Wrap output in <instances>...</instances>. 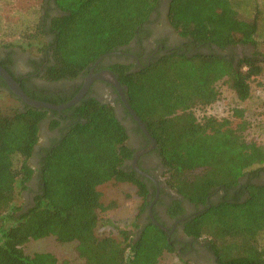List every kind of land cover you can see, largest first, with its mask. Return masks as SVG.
Instances as JSON below:
<instances>
[{
	"label": "trees",
	"instance_id": "trees-1",
	"mask_svg": "<svg viewBox=\"0 0 264 264\" xmlns=\"http://www.w3.org/2000/svg\"><path fill=\"white\" fill-rule=\"evenodd\" d=\"M53 2L60 15L50 22L52 65L44 77L50 82L73 80L100 57L129 45L144 32L161 0ZM247 6L245 0H170L167 19L181 37L197 45L220 50L256 47L258 39L264 41V24L258 8L252 16L239 12ZM41 34L38 28L23 40H32L27 42L31 45ZM235 56L172 53L142 69L130 71L116 64L111 70L128 105L155 141L165 186L181 199L204 207L184 223V234L204 241L218 264H264L259 242L264 235V186L250 183L264 171V149L245 140L248 122L242 110H232L238 119L235 126L228 119L198 120L194 114L220 99L216 83L223 79L240 102L249 99L251 81L264 72V54L238 61ZM47 112L26 107L0 113V264H66L58 263L51 253L29 256L22 250L27 242L47 237L62 244L75 242L83 264H158L164 254L174 253L167 234L151 220L138 227L134 239L121 230L118 239L97 234L100 212L107 209L99 186L108 182L134 186L141 199L139 215L149 205L142 178L124 166L133 151L110 103L89 98L61 112L69 122L40 157L39 191L32 206L15 207L18 191L28 189L33 173L29 160ZM58 124L53 119L50 128ZM137 131L141 133L138 126ZM244 176L249 179L240 186ZM215 188L226 195L209 206L206 199ZM235 188L239 192L230 197L228 191ZM183 213L181 201H172L168 214Z\"/></svg>",
	"mask_w": 264,
	"mask_h": 264
},
{
	"label": "flooded vegetation",
	"instance_id": "flooded-vegetation-1",
	"mask_svg": "<svg viewBox=\"0 0 264 264\" xmlns=\"http://www.w3.org/2000/svg\"><path fill=\"white\" fill-rule=\"evenodd\" d=\"M169 1L170 0H161L157 10L144 25V32L140 33L129 45L120 48L116 52L100 57L73 80L50 82L44 78L47 67L52 65L51 56L54 36L50 31V22L53 17L59 16L60 12L56 8L53 0H44L41 10L42 19L40 22L42 34L40 39L35 42L40 44L34 49L33 53H31L29 49L22 50L18 46H0V66L11 76L13 81L19 85L24 95L31 100L62 105L85 90L79 103L89 98L95 99L100 103H110L114 107L116 117L118 119L119 116L124 117L122 124L128 135L126 145L133 151L132 159L127 160L124 166L130 167L135 172L133 162L136 159L135 166L137 169L147 175L143 176L135 172L137 176L142 178L149 194L147 199L149 205L145 208L143 213H141L139 222L142 224L140 227L142 228L146 225L148 220L152 221L149 213L151 212L153 218L166 228L165 233L170 243H173L171 240L172 235H178L174 247L178 255H181L182 258H184V256L187 258L194 255L197 260L201 259L204 261L211 255V264H218L214 253L206 247L204 241L187 237L183 231L184 223L200 215L204 211V207L202 205L191 204L181 199L177 194L170 191L165 186L162 178L164 168L155 151V146L147 152H142L150 146V141L142 132L140 133L137 131L138 125L136 122L129 115H125V108L116 89L109 83L98 78L100 74L107 77L104 73H112L117 80L115 74L111 70L112 66L116 64L125 65L129 67L130 71H133L137 67L142 69L144 66H149L157 59L172 53L187 56L196 54H217L227 57L235 54L236 61L243 59L245 56H249L242 54L241 49L245 51L247 49H252L251 45H235L220 50L214 45H197L190 39L181 37L168 22L167 10ZM31 47L32 46H29V48ZM121 89L123 91L122 86ZM2 99L14 103V108L16 110H24L28 107L11 92L0 78V101H2ZM47 111L46 118L39 124L38 141L34 147L33 155L30 160L39 161L40 157L44 156V154H42L43 151L49 149L51 145L60 138L68 125L69 119L67 118L69 116L65 117V115H62V111ZM55 112L56 115L53 114ZM53 119L58 120L59 124L56 128L51 129L50 121ZM47 125L50 131L45 129ZM37 170L38 167L36 171H34L33 180L37 177ZM248 179L247 176L241 178L239 180L240 186L245 185ZM250 183L264 186V171L260 172L258 176L250 178ZM238 190L240 189H232L228 191V195L233 197ZM225 195L226 193H223L221 188H215L211 190L206 202L210 206V203H218ZM174 200L181 201V205L184 209L183 215L171 217L168 214V207ZM198 248H202V251L197 253L195 249ZM195 258L193 259L194 261Z\"/></svg>",
	"mask_w": 264,
	"mask_h": 264
},
{
	"label": "rangeland",
	"instance_id": "rangeland-1",
	"mask_svg": "<svg viewBox=\"0 0 264 264\" xmlns=\"http://www.w3.org/2000/svg\"><path fill=\"white\" fill-rule=\"evenodd\" d=\"M248 3L246 10L239 12L252 16L254 9L260 10V19L264 24V0H245ZM43 8V0H0V46H18L22 50L29 49L31 53L40 44L32 42L29 45L24 41L27 35L33 34L40 28L42 19L41 10ZM250 10V11H249ZM253 10V11H252ZM246 11V12H245ZM10 44V45H9ZM29 46H32L29 48ZM242 54L249 56L264 54V41L258 39L256 47L252 49L242 50ZM216 87L220 92V99L205 110H196L194 112L196 118L214 117L216 119H228L232 126L238 123V119L232 116L233 109L243 111V117L248 122V128L244 132V138L247 142L255 141L264 149V72L254 78L250 83V97L244 102H240L232 91L228 88L225 80H220L216 83ZM14 103L9 100L2 99L0 101V113L10 114L15 110ZM121 123L124 117L119 116ZM48 131V125L46 128ZM38 160H29V166L34 171L38 167ZM38 175V171H37ZM28 182V189L18 191L15 207L23 210L32 206V198L39 191V184L36 177ZM98 191L101 194V203L107 208L100 212V223L97 227V234L100 236H111L118 239V232L125 231L129 233V238L134 239L137 235L142 223L139 222V207L141 199L136 194V189L130 184H115L112 182L105 183L99 186ZM34 191V192H33ZM178 235L173 234L171 240L173 247L177 242ZM261 246L264 247V235L259 238ZM77 244L73 243H58L53 237H47L37 241H29L22 246V250L26 255L34 253H51L55 256L58 263L66 262V264H83V260L79 257L76 251ZM175 249V248H174ZM202 248L195 249V252H201ZM194 255L187 258H182L176 253H166L159 260L158 264H211L212 256L207 257V260H197ZM195 258V261L193 260Z\"/></svg>",
	"mask_w": 264,
	"mask_h": 264
},
{
	"label": "water",
	"instance_id": "water-1",
	"mask_svg": "<svg viewBox=\"0 0 264 264\" xmlns=\"http://www.w3.org/2000/svg\"><path fill=\"white\" fill-rule=\"evenodd\" d=\"M104 74L107 77H104L103 74H100V75H98V78L109 83L113 88L116 89V91L119 93V95L121 97V101H122V104H123L125 110L129 114V116L136 122V124L138 125L142 134L150 141V143H151L150 146H148V148H146L142 151V152H147L148 150H150L151 148H153L155 146L154 139L149 136V134L146 131L143 123L140 121V119L136 116V114L133 112V110L128 105V102L125 98V95L123 94L121 86L119 85L118 81L115 79L114 75L112 73H104ZM0 78L4 81V83L8 86V88L11 90V92L21 102H23L25 105H27L30 108L38 109V110H49V111H56V112L64 111V110H66L72 106H76L79 103V101L82 99V97L85 93V90H83L77 96H75L72 100L68 101L67 103H64L62 105H54V104H50V103L34 101V100L29 99L27 96L24 95V93L22 92L19 85L13 81L11 76L1 66H0ZM136 158H137V156H136ZM135 164H136V159L133 162V168H134L135 172L140 174V175L147 176L145 173H143L139 169H137ZM149 213H150V217L152 219V222L156 226H158L162 231L166 232V228L163 225L159 224V222H157L153 218V216L151 215V212H149Z\"/></svg>",
	"mask_w": 264,
	"mask_h": 264
}]
</instances>
